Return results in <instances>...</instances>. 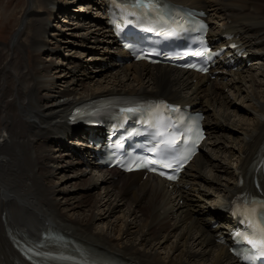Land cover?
Here are the masks:
<instances>
[{"label":"bare ground","instance_id":"1","mask_svg":"<svg viewBox=\"0 0 264 264\" xmlns=\"http://www.w3.org/2000/svg\"><path fill=\"white\" fill-rule=\"evenodd\" d=\"M174 1L210 12L214 34H240L260 68L230 70L215 79L144 61L103 70L99 67L107 61L118 64L109 30L97 20L104 0H28L0 63V264L24 261L18 237L40 241L45 234L59 240L63 260L96 249L92 256L115 257L125 264H237L218 235L230 223L241 177L264 145V0ZM79 4V10L84 4L87 9L74 13ZM58 10L75 25L62 29ZM27 33L33 38L23 43ZM29 47L33 65L24 55ZM64 49L68 55L61 54ZM59 52L67 66L53 75L50 58ZM87 52L92 53L84 63ZM80 69L82 78L62 85ZM108 94L164 96L193 104L206 113L207 149L172 189L155 176L96 172L97 166L85 162L84 179L73 187L97 194L87 200L74 197L75 207L61 208L50 174L56 157L63 158L64 172L72 168L70 152L63 150L72 132L69 114L80 102ZM52 143L57 145L50 148ZM71 177H61V186ZM83 204L88 209L81 215L75 208Z\"/></svg>","mask_w":264,"mask_h":264},{"label":"rangeland","instance_id":"2","mask_svg":"<svg viewBox=\"0 0 264 264\" xmlns=\"http://www.w3.org/2000/svg\"><path fill=\"white\" fill-rule=\"evenodd\" d=\"M27 5H28V0H0V63L1 64H2V62H4V59L7 56L8 49H7L6 45L10 42L11 37L15 33L14 31L18 28V26L20 24V21H21V18H22L21 16L25 13V11H26L25 8L27 7ZM79 6H80V4L77 5L75 8H72V11H74V13L81 12V10H79L80 9ZM93 14L94 13L88 14V16H94ZM57 20L58 21L61 20L60 21L61 24H59V26H61V27L63 25L66 26L68 24H69V27H72V26L75 25L74 23H76V21L74 22L73 19L70 20L66 16H61V15H58ZM63 27H62V29H63ZM63 31L66 32V33H69V34H72V33L74 34V32H76V31H73V30H72L73 32L71 30L70 31L63 30ZM21 37H20V40H21ZM32 38H33L32 34L31 33H27L22 38V42L24 41V42L28 43L29 41L32 40ZM20 40H19V42H20ZM61 52L63 54L65 53V55H68L69 50L64 49V50H61ZM56 54L57 55H55V56H53V55L50 56V57H52V56L53 57L50 58L52 64L50 65V68H49L48 71L49 72L51 71L50 73L53 72L52 73L53 75H55L54 73L56 71H58L59 68H61L62 66L65 65V64L62 63L63 59H62V56L60 55V52L56 53ZM24 55L26 56V59H27L28 63L30 65H33L32 64L33 63L32 59L34 57L33 49L31 47L27 48V51H26V53ZM21 56H23L22 53H21ZM84 61H85V59H84ZM257 65H258L257 68L259 69L260 65L259 64H257ZM65 66H67V65H65ZM82 72H83V70L80 69L79 72H77V75L76 74H72V76L66 77L65 80H64V83L62 85L65 86L71 80H74V79L76 80V79L82 78L83 77ZM79 87H80V85H79ZM231 93H233V92H231ZM53 155L55 157L58 156L57 154H53ZM68 160L72 163V168L69 167V168H67V171L64 172L65 169H62L63 162L60 161V157L54 158L55 166L53 167V169L51 171V174H50L51 175L50 178L55 182V185L57 186L55 188V190H57V192L54 195V197L57 198L56 201L61 204V206H60L61 208L62 207L63 208L68 207L69 205H70L69 207H75V203H74L75 199H73L74 197H79L80 199L87 200L89 198H93L97 194L96 191H93V192L86 191V190L83 191V188L75 189L73 187L75 182L78 183L82 179H84V175H82L83 173L81 174V172L85 168L78 166L76 164V161L74 159H72L71 157H68ZM66 164H67V162H66ZM77 173L80 174V175L76 176ZM67 175H71L72 177L69 178V180H67L66 182H64V185L61 186V184H63V182L60 180V178L63 177V176H67ZM51 179H50V181H51ZM78 186H82V185H80V183H79ZM64 187L67 188V189L70 188L72 190L67 192V193H65V194H61V192L63 191L62 188H64ZM74 191L76 193H74ZM67 198L68 199L70 198V199H69V201L67 203L68 205H65L66 201L68 200ZM87 209H88V207H85L84 204L82 205V208H80V207L79 208H75V210L78 211L77 213L81 214V215L86 214V210ZM70 211H72V212H70ZM69 212L72 215V213L74 212V209L71 210V208H70ZM173 238H174V236H171V239H173Z\"/></svg>","mask_w":264,"mask_h":264},{"label":"snow or ice","instance_id":"3","mask_svg":"<svg viewBox=\"0 0 264 264\" xmlns=\"http://www.w3.org/2000/svg\"><path fill=\"white\" fill-rule=\"evenodd\" d=\"M139 3V6L141 7H148L153 10L156 9V5L153 3H148V4H143L140 2V0H137ZM167 35H175L174 32H169ZM197 55H202V53H197ZM203 70V69H202ZM126 111L128 112H135L138 111V109H127ZM159 135L162 137L160 144L163 145V147H157L152 149V151H159L161 155H166L170 152L172 147L175 145L176 141L174 139H164L163 137L166 135L163 132H160ZM186 159V158H185ZM150 163H157V161H150ZM162 163V161H161ZM141 167L147 166V165H140ZM164 167H171V164H164ZM155 170V169H153ZM169 179H175V177L170 176ZM264 208V206H262ZM251 214L255 215L256 214V209L253 208L250 210ZM245 215L248 214V210L245 211ZM264 215V213H261ZM249 225L252 227V238H249L247 235L244 236V238L247 240L248 244L252 246V248L256 249L260 257H264V221H261L257 223L256 221L249 219L248 220ZM238 235H242L238 233ZM257 257L256 256H247L245 257L246 260H255Z\"/></svg>","mask_w":264,"mask_h":264}]
</instances>
